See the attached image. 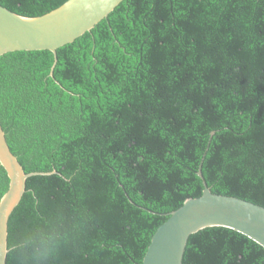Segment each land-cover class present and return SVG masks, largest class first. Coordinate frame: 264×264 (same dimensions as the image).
<instances>
[{
	"label": "trees",
	"instance_id": "1",
	"mask_svg": "<svg viewBox=\"0 0 264 264\" xmlns=\"http://www.w3.org/2000/svg\"><path fill=\"white\" fill-rule=\"evenodd\" d=\"M65 1L0 5L39 16ZM53 63L0 56L6 141L42 173L9 217L6 264H141L205 186L264 206V0H122ZM8 185L0 164V198ZM182 264H264V247L205 227Z\"/></svg>",
	"mask_w": 264,
	"mask_h": 264
},
{
	"label": "water",
	"instance_id": "2",
	"mask_svg": "<svg viewBox=\"0 0 264 264\" xmlns=\"http://www.w3.org/2000/svg\"><path fill=\"white\" fill-rule=\"evenodd\" d=\"M122 0H66L39 16H24L0 5V56L17 50L56 49L91 30ZM0 164L9 178L0 198V264H6L8 220L20 202L29 176L12 153L0 124ZM202 177V173L198 172ZM221 226L238 231L264 247V206L211 192L205 186L198 197L187 198L157 228L141 264H182L189 236L205 227Z\"/></svg>",
	"mask_w": 264,
	"mask_h": 264
}]
</instances>
